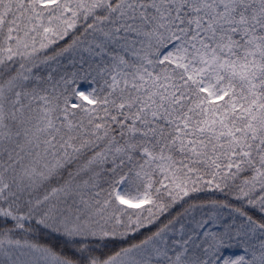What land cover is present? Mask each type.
Returning <instances> with one entry per match:
<instances>
[{
    "label": "snow or ice",
    "instance_id": "1",
    "mask_svg": "<svg viewBox=\"0 0 264 264\" xmlns=\"http://www.w3.org/2000/svg\"><path fill=\"white\" fill-rule=\"evenodd\" d=\"M0 264H264V0H0Z\"/></svg>",
    "mask_w": 264,
    "mask_h": 264
},
{
    "label": "trees",
    "instance_id": "2",
    "mask_svg": "<svg viewBox=\"0 0 264 264\" xmlns=\"http://www.w3.org/2000/svg\"><path fill=\"white\" fill-rule=\"evenodd\" d=\"M197 195H200L203 198H208V197H211L213 194L212 193H199ZM216 195H219V194H216ZM44 239H46L50 244L57 246L58 249L64 247V241L60 238L44 237ZM126 243H128V241H119V240L114 241L110 243L106 249H103V251L106 254H110L112 251L118 249L122 244H126ZM66 250H70V249H66Z\"/></svg>",
    "mask_w": 264,
    "mask_h": 264
}]
</instances>
